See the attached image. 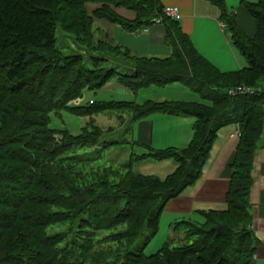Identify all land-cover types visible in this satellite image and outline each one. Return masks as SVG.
I'll return each instance as SVG.
<instances>
[{
    "label": "trees",
    "instance_id": "trees-1",
    "mask_svg": "<svg viewBox=\"0 0 264 264\" xmlns=\"http://www.w3.org/2000/svg\"><path fill=\"white\" fill-rule=\"evenodd\" d=\"M95 1L103 6L91 15L86 4ZM111 5L133 11L137 19L126 21ZM244 8L255 20L254 38L246 37L235 14L221 7L225 31L247 61L245 69L223 73L197 51L179 22L164 16L157 0H0V264H89L91 249L84 236L94 229L120 227L124 229L113 235L119 237L114 242L120 246L126 242V248L114 256L116 262L106 264H255L250 193L254 155L264 133V0L245 3ZM94 19L133 33L161 19L172 55L135 57L133 70L122 74L114 68L102 73L100 61L108 59L99 52L98 66L93 62L90 69L82 57L65 55L57 36L61 29L91 47ZM107 45L122 51L98 42L100 48ZM129 55L123 57L130 60ZM114 75L133 92L180 83L201 98L199 102L117 103L134 120L154 113L195 120L187 147L131 154L135 163L173 160L176 168L164 179L136 173L132 164H126L122 167L126 174L98 172V180L89 186L75 168L83 160L64 158L75 146L87 144L85 134L91 145L100 135L97 130L93 134L85 130L78 137L57 132L50 128V115L68 110L88 117L112 110L108 106L112 102L85 107L69 103L83 98L86 89H102ZM239 86L252 92L228 95ZM235 124L240 141L227 209L202 213L203 223L175 224L174 230L184 231L185 244L168 243L147 256L145 248L159 230L166 205L198 182L218 133ZM108 174L120 175L118 181L111 182ZM92 213H98V228ZM66 224L68 234L75 233L71 242H66L65 232L48 235L51 228Z\"/></svg>",
    "mask_w": 264,
    "mask_h": 264
},
{
    "label": "crops",
    "instance_id": "crops-1",
    "mask_svg": "<svg viewBox=\"0 0 264 264\" xmlns=\"http://www.w3.org/2000/svg\"><path fill=\"white\" fill-rule=\"evenodd\" d=\"M257 0H157L160 7H177L183 19L179 22L183 32L191 38L197 51L214 67L223 73L241 71L247 67V61L233 45L231 36L225 31L221 21V7L228 13L235 14L236 22L242 33L254 38L255 20L244 8L245 3ZM102 4H87L89 14L100 9ZM126 21H135L136 13L124 7L110 6ZM91 9V10H90ZM102 38L98 42H107L134 56L166 59L172 55L171 48L165 41V29L153 25L148 32H128L119 24L105 19H94ZM122 66V65H121ZM128 70V69H126ZM131 72L128 71L127 73ZM128 124L132 142L144 150L161 151L168 148L183 149L191 142L195 120L191 117H178L154 113L143 119ZM239 126L223 128L213 144L210 158L203 168L198 182L188 188L178 198L170 201L160 218L177 224L182 221L203 223L202 213L225 211L226 197L230 188L232 165L239 145ZM145 153V152H144ZM143 154V153H142ZM164 164L169 176L176 168L173 160L158 162ZM165 177V178H166ZM253 186L250 193L251 230L256 238L254 262L264 264V133L254 155L252 170ZM164 179V178H161Z\"/></svg>",
    "mask_w": 264,
    "mask_h": 264
},
{
    "label": "rangeland",
    "instance_id": "rangeland-1",
    "mask_svg": "<svg viewBox=\"0 0 264 264\" xmlns=\"http://www.w3.org/2000/svg\"><path fill=\"white\" fill-rule=\"evenodd\" d=\"M88 4H98V1L90 2ZM100 4V3H99ZM87 8V4H86ZM88 10V9H87ZM91 10V9H90ZM71 14H75L72 13ZM141 31V30H139ZM90 44L91 47L86 46L82 43L79 38L67 34L63 30H58L57 45L61 48L65 55H78L83 58L88 68H93V62L98 66V53L104 54V58L108 61H100L102 63V73L105 70L114 68L118 70L119 73H127L133 70L135 62L132 59L135 57L141 58V56L129 55L130 60L123 57L125 51H114L111 47H98V40L102 37V33L98 30V23L93 22L91 29ZM99 48V49H98ZM96 59V60H95ZM142 63V62H141ZM101 64V63H100ZM122 65V66H121ZM128 69V70H126ZM147 101L153 102H199L201 98L196 93H193L187 87L180 83H172L165 86L164 88H159L151 86L139 90L138 92H133L127 87L120 84L117 77H114L100 90H90L86 89L83 93V98L77 99L69 103V106L74 107H85L90 106L91 102L96 104L110 103L108 105L112 110L101 111L98 114L88 117H79L73 115L68 110H63L60 112H53L50 115L51 122L50 128L55 131H66L69 132L73 137H78L83 131L99 132V138L96 136L94 138L97 143L93 145L90 144L87 134L83 141H88L87 144L84 142L83 147L77 145L75 149L64 156V158H69L70 162H77L83 160L81 164L75 166L77 171H80L83 176L84 183L91 186L96 180H98V172L102 173L104 171H109V173L120 172L122 175L126 174L125 170L122 168L126 164H132L133 170L136 173L155 176L159 178H165L167 169H162L157 161L149 160L141 163H135L131 154H142L148 153L146 149L137 147L135 143L132 142L131 135L128 132V124H132V114L126 108L120 107L117 103L119 102H133L137 104H144ZM116 102V103H115ZM90 134V135H91ZM60 140L64 137L58 136ZM66 138V137H65ZM92 142L94 140H91ZM105 173V172H104ZM109 175V174H108ZM120 175L110 174L109 180L111 182L118 181ZM114 177V178H113ZM117 177V178H116ZM92 223L98 228V213H92ZM174 224H170L167 221L162 220L159 225V230L157 234L151 239L145 248V254L147 256L154 255L159 252L166 244H170L172 247H180L185 244L184 238L185 233L183 230H174ZM124 228H119L116 231H98L93 230L94 233L84 236V242L86 246L88 245L91 249L89 259V264H106L111 260V262H116L115 255L126 248V242H122L120 246L115 239L119 237L113 236L116 232L121 231ZM69 226L62 225L60 227L51 228L48 230V235H52L56 232H65V236H68L66 242H71L75 233L68 234ZM91 240V241H90ZM128 243V242H127ZM65 246V243L62 245ZM112 252V255H110ZM123 252V251H122ZM107 259V260H106ZM106 260V261H105Z\"/></svg>",
    "mask_w": 264,
    "mask_h": 264
},
{
    "label": "built area",
    "instance_id": "built-area-1",
    "mask_svg": "<svg viewBox=\"0 0 264 264\" xmlns=\"http://www.w3.org/2000/svg\"><path fill=\"white\" fill-rule=\"evenodd\" d=\"M163 14L166 18L171 19V20L176 21V22H180L183 19L182 15L180 13V10L177 7H165L163 9ZM160 24H161V19H155L153 21V25H160ZM222 27L225 28V25H223ZM139 32H148V28H144ZM251 92H252V90L250 88L245 87V86H239V87H236V88L229 90L228 95L235 97L238 95L249 94ZM91 104H93V103L91 102ZM238 136L240 137V131L238 133Z\"/></svg>",
    "mask_w": 264,
    "mask_h": 264
}]
</instances>
